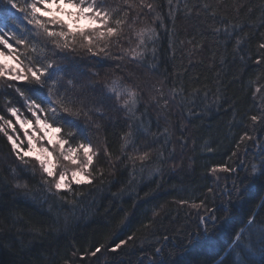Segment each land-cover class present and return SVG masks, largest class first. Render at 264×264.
I'll return each mask as SVG.
<instances>
[{
	"label": "trees",
	"instance_id": "obj_1",
	"mask_svg": "<svg viewBox=\"0 0 264 264\" xmlns=\"http://www.w3.org/2000/svg\"><path fill=\"white\" fill-rule=\"evenodd\" d=\"M147 2L155 11L143 9L134 29L154 28L157 37L142 62H131L121 50L137 43L127 24L109 41L108 56L92 55L79 42L70 51L37 38L47 47L46 61L53 62L52 79L39 93L44 106L55 107L51 101L60 96L82 109L79 116L58 112L53 126L65 132L72 127L73 145L90 143L98 154L89 168L92 183L73 182L72 191L57 194L46 190L34 157H26L27 164L17 159L0 134V264H264L258 231L249 236L245 230L242 241L234 242L254 212L257 225L264 221V210L256 207L264 205V178L257 175L248 184L252 164L264 155V0ZM103 4L119 9L113 19L126 7L122 0ZM18 23L21 30L31 27ZM113 80L139 93L135 117L110 98L106 85ZM7 83L15 82L0 81V115L10 118L6 109L15 106L34 121ZM254 115L262 119L253 122ZM141 121L149 133L136 143L141 151L163 145V157L154 153L133 170L116 157L129 123ZM151 133H161L157 143ZM245 133L253 139L241 142ZM224 165L235 171H220ZM120 240H127L121 249L106 250ZM100 244L106 249L88 254Z\"/></svg>",
	"mask_w": 264,
	"mask_h": 264
},
{
	"label": "snow or ice",
	"instance_id": "obj_2",
	"mask_svg": "<svg viewBox=\"0 0 264 264\" xmlns=\"http://www.w3.org/2000/svg\"><path fill=\"white\" fill-rule=\"evenodd\" d=\"M218 2H222V0H218ZM122 3L126 7L113 19L114 13H117L119 9L105 7L103 0H99V2L98 0H0V13L4 14L3 19L0 20V81L15 82L7 83L6 87L14 88L15 92L24 100L22 107L26 108L34 118V121L27 118L15 106L7 107L6 111L10 114V118L0 115V134L7 138L17 159L27 164L29 161L25 158L34 157L43 174L42 182L47 186L46 190L48 192H52L53 188L57 194L62 189L70 192L72 191L73 182L77 185L82 181L89 184L92 183L91 179L88 178L91 175L89 168L93 164V157L98 153L93 150L90 143L78 142L73 146L72 141L76 137V132L72 127H69L66 132L61 126L53 128V124L57 122L58 112L79 116L82 109L76 110L73 106H70V101L60 96L51 101V104L55 105V107L44 106L45 101L40 98L39 93L41 89L47 86L48 81L52 79L53 73L49 69L53 68V62L50 60L46 61L47 47L42 45L37 38L40 36L51 38V42L56 49L70 51H75L73 46L79 42L80 47L86 49L92 55L103 53L108 56L110 53L106 50L109 48V41L113 37H120L125 31L124 25L127 24L128 28L134 30L137 43L135 47L128 50H124L121 46V50L126 52L131 62H142L146 59L148 42L154 44L157 33L151 27L136 31L134 25L137 19L140 18L143 9L155 11V5L154 3H148L147 0H139V3L136 0H122ZM168 3L171 5L172 0H168ZM204 7L207 8L209 5L205 4ZM67 9H72V11ZM132 12H134V15L131 23H129V13ZM62 16H67L68 19L65 20ZM156 19H159L158 14ZM81 20L88 21V25L80 27ZM18 21L26 22V25L31 27H25L21 30V25ZM216 31H219V29H216ZM98 41H104L105 43L100 46ZM129 42L131 43V41ZM94 47L98 51H93ZM261 47H264V44ZM153 51H155L154 48ZM117 58L123 60L124 56L121 55ZM55 83L53 80V86ZM71 83L72 81H69V84ZM21 84H26L30 87L25 90L19 86ZM106 87L108 88V93H110V98H114L119 103V107L125 110L126 114H129L130 117H135L139 104V93L134 88L122 84L121 80H113L111 85H106ZM256 91L259 92L260 89L257 88ZM27 93H31V95ZM52 94L53 87H48V96H52ZM99 103L100 107H97L96 111L102 112L103 101ZM165 105H167V101H165ZM12 118H15V120L13 121ZM251 119L256 122L260 121L262 117L254 115ZM16 125H19L23 131L24 139L20 138ZM128 128L129 130L121 137L123 142L120 146V155L116 157V160L119 161L123 157L127 162L131 163L134 170L138 161L141 163L149 161L154 153L163 157V145L156 149L149 148L141 151L140 146L136 143L138 135L149 133V129L144 127L143 121H141L139 126H136L134 122L129 123ZM29 129H32L31 133ZM49 130L58 135H50ZM167 133L168 129L165 128L163 134L166 135ZM13 134H15V137ZM160 135L161 133H151L153 143L158 142ZM251 139L253 138L245 133L241 137V142ZM45 141L47 144H45ZM164 143H168L167 138ZM237 147L239 148V144ZM104 151L111 157L106 145ZM81 153L83 154V159L81 158ZM232 155L235 156L236 153L233 152ZM219 170L224 172L235 171L234 168L226 165L220 166ZM212 171L215 172L216 168H213ZM257 175L264 178V155H261L259 165L256 163L252 164L248 184H251L253 178ZM78 177L81 179H77ZM17 186L19 187V185ZM247 186L244 185V187ZM236 193L238 199L244 198L245 193L241 190V187H236ZM61 198L64 199V197ZM181 203L186 202L181 201ZM199 206L196 204L192 205V207ZM256 207L264 210V205L262 204H257ZM257 215L258 213L254 212L248 218L244 227L235 233L234 242L242 241L241 233L245 232V230L248 231L249 236L254 231H258L262 238V245H264V221L257 225L255 222ZM132 239L133 236L128 237V240ZM126 243L127 240H120L119 243H115L111 248L107 249L105 244H100L88 254L96 257L98 253L105 249L116 252ZM159 251L157 249V252ZM73 255L75 256L76 252Z\"/></svg>",
	"mask_w": 264,
	"mask_h": 264
},
{
	"label": "rangeland",
	"instance_id": "obj_3",
	"mask_svg": "<svg viewBox=\"0 0 264 264\" xmlns=\"http://www.w3.org/2000/svg\"><path fill=\"white\" fill-rule=\"evenodd\" d=\"M68 11H72V9H67ZM57 15H60L59 13H56ZM62 18L63 19H65V20H67L68 19V17L67 16H62ZM88 21H86V20H81L80 21V25H88ZM41 115H43V114H41ZM25 116V115H24ZM27 117V116H26ZM27 118H29V117H27ZM15 119V118H14ZM30 119V118H29ZM18 127H19V125H18ZM20 128V127H19ZM53 128H55V126H53ZM21 130V129H20ZM22 131V130H21ZM31 131H32V129H29V132L31 133ZM17 132H18V130H17ZM23 132V131H22ZM41 135H42V133H40ZM49 134L50 135H53V136H56L57 134H55V133H53L51 130H49ZM15 137V136H14ZM20 138L21 139H24V137H22V136H20ZM45 144H47V142L45 141ZM73 146H75V145H73ZM25 150H26V141H25ZM77 179H81L80 177H78Z\"/></svg>",
	"mask_w": 264,
	"mask_h": 264
}]
</instances>
